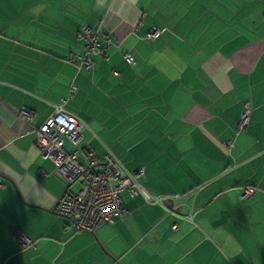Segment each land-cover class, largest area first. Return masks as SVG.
Wrapping results in <instances>:
<instances>
[{"label":"crops","instance_id":"obj_1","mask_svg":"<svg viewBox=\"0 0 264 264\" xmlns=\"http://www.w3.org/2000/svg\"><path fill=\"white\" fill-rule=\"evenodd\" d=\"M83 22L110 42L90 71L73 64ZM61 98L80 159L109 149L154 193L199 186L167 202L192 220L123 194L111 223L65 229V185L34 145ZM0 264H264V0H0Z\"/></svg>","mask_w":264,"mask_h":264},{"label":"built area","instance_id":"obj_2","mask_svg":"<svg viewBox=\"0 0 264 264\" xmlns=\"http://www.w3.org/2000/svg\"><path fill=\"white\" fill-rule=\"evenodd\" d=\"M164 28H152L141 39H153L159 36ZM102 30L97 28L92 31L86 23H81L77 30V38L83 42V53L75 62L77 68L90 71L93 68V57L104 55L110 45L107 39L100 45L97 39ZM124 59L131 65L134 61L129 53H123ZM70 61L71 58H68ZM75 87L70 86V91ZM65 99L55 105L54 110L34 130V145L39 155L52 161L53 174L64 183V189L57 197L52 210L66 218L65 229L73 232L93 231L99 225L111 223L113 219L125 212L122 204V195L133 198L140 196L147 203L160 205L167 215L179 219L192 220V214L181 215L177 205H168L172 199H186L194 194L199 186L184 194H161L149 191L141 182L144 168L135 170L123 169L118 160L109 149L100 157L92 150H88L83 160L79 158L77 145L82 137L83 123L74 115L68 114L63 103ZM252 110L250 100L247 99L242 106V117L238 121L239 129L244 130L248 125L249 115ZM20 119L29 120L31 111L26 107L17 110ZM68 143L72 149L66 148ZM225 147L231 146L230 141L224 142ZM78 184V189L73 191L70 186ZM239 197H248L255 192L252 186L241 188ZM177 223H173L175 229ZM14 237L21 246H31L32 240L21 231H16Z\"/></svg>","mask_w":264,"mask_h":264},{"label":"rangeland","instance_id":"obj_3","mask_svg":"<svg viewBox=\"0 0 264 264\" xmlns=\"http://www.w3.org/2000/svg\"><path fill=\"white\" fill-rule=\"evenodd\" d=\"M69 148V147H68ZM73 147H71L72 149ZM81 159L83 160V157H81ZM70 189L73 190V191H76L78 189V184L77 183H74L73 185L70 186Z\"/></svg>","mask_w":264,"mask_h":264},{"label":"trees","instance_id":"obj_4","mask_svg":"<svg viewBox=\"0 0 264 264\" xmlns=\"http://www.w3.org/2000/svg\"><path fill=\"white\" fill-rule=\"evenodd\" d=\"M75 62H78V59L73 61V64H74V65H75ZM82 69H83V68H82ZM83 70H84V69H83Z\"/></svg>","mask_w":264,"mask_h":264}]
</instances>
